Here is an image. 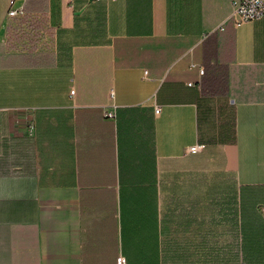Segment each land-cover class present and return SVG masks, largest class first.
<instances>
[{
	"label": "crops",
	"instance_id": "0c3cea01",
	"mask_svg": "<svg viewBox=\"0 0 264 264\" xmlns=\"http://www.w3.org/2000/svg\"><path fill=\"white\" fill-rule=\"evenodd\" d=\"M231 1L15 0L23 46L0 0V264H249V229L264 264V19Z\"/></svg>",
	"mask_w": 264,
	"mask_h": 264
},
{
	"label": "built area",
	"instance_id": "2783aa9c",
	"mask_svg": "<svg viewBox=\"0 0 264 264\" xmlns=\"http://www.w3.org/2000/svg\"><path fill=\"white\" fill-rule=\"evenodd\" d=\"M89 2H98L100 0H88ZM7 19L11 21L16 22V28L14 30L15 35L19 38H26L30 36L29 39H27L30 42V39H34L32 44L25 43L23 46H30V45H36L42 44L41 41H37V36L41 35L42 33H39L36 31L37 29L33 28V19L29 17L23 10L22 7H16L15 6V0H9L8 2V10H7ZM264 19V0H232L231 1V13L229 16V20L232 22V24L235 27H239L245 23L249 22H256ZM44 34V32H43ZM26 40V39H23ZM27 42V41H26ZM199 74L202 75L204 72L200 68ZM74 92L71 91V94ZM159 112V109H155V113L157 114ZM106 117H113L111 112H107L105 114ZM201 149V146H193L189 148V152L195 153L198 152ZM116 264H126L125 258L122 255H119L116 258Z\"/></svg>",
	"mask_w": 264,
	"mask_h": 264
},
{
	"label": "trees",
	"instance_id": "16d2710c",
	"mask_svg": "<svg viewBox=\"0 0 264 264\" xmlns=\"http://www.w3.org/2000/svg\"><path fill=\"white\" fill-rule=\"evenodd\" d=\"M24 12L26 13V9L23 8ZM28 14V13H26ZM255 204L254 202L249 199V211H248V225L255 226L257 220H261L260 217L255 214L254 209ZM254 236H255V230L249 229L248 230V237L247 241L243 240V244L241 246V252L244 259L248 260L249 264H255L254 261L250 258V256L254 255L255 253V244H254Z\"/></svg>",
	"mask_w": 264,
	"mask_h": 264
}]
</instances>
